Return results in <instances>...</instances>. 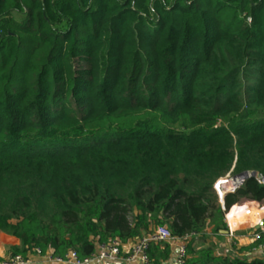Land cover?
I'll use <instances>...</instances> for the list:
<instances>
[{
    "label": "trees",
    "instance_id": "trees-1",
    "mask_svg": "<svg viewBox=\"0 0 264 264\" xmlns=\"http://www.w3.org/2000/svg\"><path fill=\"white\" fill-rule=\"evenodd\" d=\"M249 172L224 210L215 183ZM260 180L264 0H0V230L15 254L84 258L164 226L184 264H264L213 239L233 205L264 202ZM149 247L147 264L173 256Z\"/></svg>",
    "mask_w": 264,
    "mask_h": 264
},
{
    "label": "built area",
    "instance_id": "built-area-1",
    "mask_svg": "<svg viewBox=\"0 0 264 264\" xmlns=\"http://www.w3.org/2000/svg\"><path fill=\"white\" fill-rule=\"evenodd\" d=\"M252 172L246 174L245 177L240 179H235V176L228 174L226 177L219 179L214 188L217 191V194L222 202V207L225 210L224 206V197L229 192H235L237 189L242 187L245 181L250 178ZM253 176V175H252ZM260 182H264L260 180ZM254 201H247L239 204H235L225 213V220L227 223L228 233L231 236H234L236 229L238 228V220L242 217L250 215V213L263 214L264 216V205L261 203L250 204ZM253 241L258 239L264 240V222H262L261 227L256 229L252 233ZM168 241L171 243L172 248H177L174 258L169 262V264H184L186 258V249L185 244L182 241L177 240L169 228L164 226H159L155 229L154 232L147 236L138 237L126 253L123 252L122 245L117 241H110L104 243H98L96 246V251L88 257H80L75 250H69L64 256H49L50 259L58 263L66 264H89L95 261H106V260H116L125 256L127 261H139L142 264H147L149 261V246L152 242H161ZM257 251H262L264 253V243L260 244L257 248ZM35 253L41 254V249H35ZM0 264H35L32 257L24 256L21 254H14L10 257L0 260Z\"/></svg>",
    "mask_w": 264,
    "mask_h": 264
},
{
    "label": "crops",
    "instance_id": "crops-1",
    "mask_svg": "<svg viewBox=\"0 0 264 264\" xmlns=\"http://www.w3.org/2000/svg\"><path fill=\"white\" fill-rule=\"evenodd\" d=\"M257 202H251L250 204H255ZM260 203V202H258ZM238 228L235 231L234 236H231L228 232H222V231H228L226 229L221 231L222 238H225V243L230 246H234V251L232 253L233 256H240L247 259H252L254 257H264V253L260 250L257 251L255 249H250L248 251L241 252L239 249L242 247L249 246L253 243L252 239V233L261 227L262 222H264V216L263 214H257V213H250V215H247L245 217H241L239 220ZM156 229V228H155ZM138 237L129 240L127 243H124L122 245L123 252H127L134 242L137 240ZM214 240H217L216 238H213ZM217 242V241H216ZM224 244V243H223ZM222 244V245H223ZM21 245V240L14 236L10 235L2 230H0V260L10 257L15 254V248ZM225 245V244H224ZM174 248V247H173ZM177 248L173 249V256L174 258L176 254ZM52 254L51 251L46 253L45 255L42 254H31L30 256L34 260L35 264H66V263H58L56 261H53L49 258V256ZM171 258V260H172ZM170 260V261H171ZM167 264H169V262ZM89 264H142L139 261H127L125 259V256H122L119 259L116 260H106V261H93Z\"/></svg>",
    "mask_w": 264,
    "mask_h": 264
},
{
    "label": "rangeland",
    "instance_id": "rangeland-1",
    "mask_svg": "<svg viewBox=\"0 0 264 264\" xmlns=\"http://www.w3.org/2000/svg\"><path fill=\"white\" fill-rule=\"evenodd\" d=\"M261 204H263L264 205V202L263 203H261ZM210 239V238H209ZM217 242V246H218V252L221 254V255H223V256H225V257H232V253H233V249H234V246H230V244L228 245L227 243H225V238L223 239V238H221V239H217L216 240ZM225 245H224V244ZM223 244V245H222Z\"/></svg>",
    "mask_w": 264,
    "mask_h": 264
},
{
    "label": "water",
    "instance_id": "water-1",
    "mask_svg": "<svg viewBox=\"0 0 264 264\" xmlns=\"http://www.w3.org/2000/svg\"><path fill=\"white\" fill-rule=\"evenodd\" d=\"M246 174H247V173L239 174V175L235 176V179L243 178V177L246 176ZM252 175L255 176V175H256V172H253ZM222 232H228V231H222Z\"/></svg>",
    "mask_w": 264,
    "mask_h": 264
}]
</instances>
